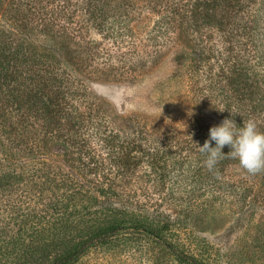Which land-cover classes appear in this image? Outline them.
Masks as SVG:
<instances>
[{
    "label": "trees",
    "instance_id": "1",
    "mask_svg": "<svg viewBox=\"0 0 264 264\" xmlns=\"http://www.w3.org/2000/svg\"><path fill=\"white\" fill-rule=\"evenodd\" d=\"M16 1L0 0V132L22 137L27 165L22 162V173L14 174L22 176L27 194L40 198L48 191L52 201L42 217L22 209L27 241L9 264H76L94 247L134 235L153 240L178 264H211L206 251L179 240L171 229L178 220L170 226L151 217L147 208L153 205L136 198L137 191H150L128 189L130 179L172 194L184 191L187 178L189 192L198 189L210 207L212 200L230 197L243 204L264 199V172L246 173L260 179L254 194L253 185L224 174L238 160L226 155L209 171L194 144L208 138L209 122H199L184 142L176 134L152 138L137 121L122 120L89 99L80 72L67 65L69 46L60 41L67 27L57 21L66 15L71 20L70 7L79 6L100 33L115 39L125 33L131 0ZM53 3L54 10L48 9ZM150 10L153 40L171 36L189 45L195 91L212 103L220 123L228 118L242 126L251 118L264 131V0H151ZM50 150L61 166H50ZM15 175L1 170L0 186Z\"/></svg>",
    "mask_w": 264,
    "mask_h": 264
},
{
    "label": "rangeland",
    "instance_id": "2",
    "mask_svg": "<svg viewBox=\"0 0 264 264\" xmlns=\"http://www.w3.org/2000/svg\"><path fill=\"white\" fill-rule=\"evenodd\" d=\"M131 2L134 8L125 21V33L115 39L108 40L100 33L79 6L78 10L70 7L71 20L66 15L65 19L57 21L67 27V34L60 39L69 46L70 52H64L67 65L80 72L78 78L87 88L89 99L106 104L109 113L112 111L122 120L137 121L147 128L152 138L173 139L172 134H176L174 138L184 142L197 133L199 122L219 125L220 119L212 103L198 97L195 91L190 63L192 52L187 42L184 40L183 44L171 36L153 40L155 15L150 10L151 0ZM55 6L53 3L47 8L54 10ZM15 15L20 18L22 10ZM3 102L0 98L1 106ZM49 153L50 166H61L58 154L52 150ZM24 155L22 137L0 132V171L11 175L22 173V162L26 164L28 158L26 153ZM224 174L228 179L253 185V193L257 194L260 179L248 177L239 163L227 166ZM133 180L130 179L128 189L141 187L150 191L147 196L137 191L136 198L140 203L153 205L147 208L151 217L170 226L178 220L179 226L171 229L185 247L206 251L209 263L264 264V199L254 202L250 198L243 204L230 197L212 200L210 207H205V198L200 197L198 189L189 192L187 178L184 191L172 194ZM0 188L3 189L0 190V262L9 264L14 254L22 255V241H27L22 228V209H30L42 217L46 203L52 199L48 191L40 198L28 195L29 188L22 184V176L15 175L10 185ZM244 205L248 207L241 211ZM76 264L178 263L153 240L134 235L96 246Z\"/></svg>",
    "mask_w": 264,
    "mask_h": 264
},
{
    "label": "clouds",
    "instance_id": "3",
    "mask_svg": "<svg viewBox=\"0 0 264 264\" xmlns=\"http://www.w3.org/2000/svg\"><path fill=\"white\" fill-rule=\"evenodd\" d=\"M194 144L209 171L216 169L227 155L238 160L239 166L249 175L264 172V131L259 130L254 119L243 120L242 126H237L233 119L225 118L219 125L209 128L208 138L202 146ZM225 146L230 149L227 154L222 152Z\"/></svg>",
    "mask_w": 264,
    "mask_h": 264
}]
</instances>
